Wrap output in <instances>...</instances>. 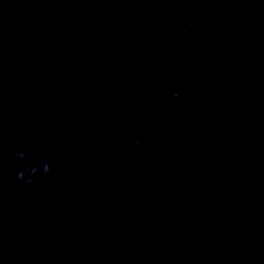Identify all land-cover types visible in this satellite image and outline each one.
I'll use <instances>...</instances> for the list:
<instances>
[{"label":"clouds","instance_id":"obj_1","mask_svg":"<svg viewBox=\"0 0 264 264\" xmlns=\"http://www.w3.org/2000/svg\"><path fill=\"white\" fill-rule=\"evenodd\" d=\"M16 157L17 159H24L25 154L17 153ZM50 172H51V165L45 162L42 166V174L48 175ZM40 173H41L40 168H35V167L26 168L25 170L17 173V179L27 184H33L35 183L34 177H36Z\"/></svg>","mask_w":264,"mask_h":264}]
</instances>
